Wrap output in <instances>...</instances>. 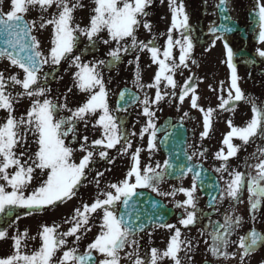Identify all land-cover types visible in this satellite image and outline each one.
Listing matches in <instances>:
<instances>
[{"label":"snow or ice","instance_id":"1","mask_svg":"<svg viewBox=\"0 0 264 264\" xmlns=\"http://www.w3.org/2000/svg\"><path fill=\"white\" fill-rule=\"evenodd\" d=\"M93 2L96 5L92 10L94 14L90 16L88 25L83 28L73 23L74 11L83 7L79 0H75V2L74 0H10V8L7 12L0 9V38H3L4 44L3 47H0V59H7L10 67L20 70L9 76L5 75L7 70H0V110L7 113V116L0 122V181H3L0 183V215H15L16 209L27 210L25 214L32 215L70 200L76 195V190L82 181L87 179L86 170H89L97 155L95 146L105 149L99 151L98 156L99 159L108 163L114 161L109 157L107 149H114L120 145L117 150L121 154H128L132 147L130 137L136 136L137 133L129 132L124 122L113 114L108 103V90L102 72L103 68L114 66L119 62L121 52L128 53L130 49L141 52L147 50L151 54L152 62L158 65V71L154 75L152 84L145 86L140 83L141 77L139 72L137 73V84L141 88L156 89L154 99L145 95L144 99L139 101L143 105L141 115L146 118V123L141 128L139 135L142 139L145 133H150L147 143L149 151L156 148L154 143L156 125L153 122L155 112L151 110L152 104L158 105L169 95H178V99L183 102L185 97L191 93V106L199 107L192 78L189 77L183 85L178 84L174 79V75L181 67L188 66L187 61L194 48L193 29L189 25V16L182 2L177 3V0H169L172 24L168 30L166 46L162 53L163 59L159 58L160 47L156 45L154 39L147 42L138 41L135 35L141 24L146 30L151 31L152 25L146 18L149 15L147 9L152 0H93ZM227 2L228 0H218L216 7L220 8L222 12H227ZM34 8H39L41 13L49 12L53 8L56 11L50 13V19H44L41 15V22L37 26L35 21H28L24 18L29 10ZM255 8L257 9L255 16L258 17L259 41L264 43V0H255ZM224 19L227 20L229 17L225 16ZM49 24L53 25L54 38L51 40L48 54L45 55L41 50L40 42L32 33L34 29L40 30ZM173 29L182 30L179 39H173ZM210 30L215 35L213 46L216 40H223L228 67L231 69V88L228 98H222L219 105L224 108L233 100L244 99L238 86L239 77L236 65L233 63V49L223 35H216L218 31L230 33L234 31V28L221 25L219 29L211 27ZM104 31L107 32L108 39L100 36ZM80 36L86 38L87 44L81 50V54H74ZM128 38L131 39V44L122 43ZM97 42L104 45L115 42L116 47L107 53L111 59L83 63L82 55L89 49L96 48ZM176 47H179L180 51L178 63L173 57V49ZM257 54L264 57V50L257 49ZM136 59L139 61V56ZM64 60L70 61V66L78 69L74 73V87L89 94L86 101L74 109L68 107L67 96L64 97L63 104L58 102L59 98L56 102L47 98L51 92L47 81L48 76L52 73H44L43 68L45 65L58 66ZM192 62L195 63V61ZM163 82H166L164 83L165 88L169 86L173 90L179 88V94L175 91L162 94L160 89ZM16 86H19L22 91H15L13 94L10 89H15ZM231 90H234V96ZM68 92L71 93L72 88H69ZM120 96L123 98L125 93L121 92ZM24 97L31 100L30 108L26 115L17 117L14 114V104ZM117 110L126 111V109H120L119 105ZM61 111H66L69 115L60 116ZM207 111L210 114L213 109ZM252 111V119L246 123L245 127H234L229 121L232 130L223 141L228 146L227 154L223 150L215 154V158L222 161L220 167L215 169L217 173L228 172L227 161L235 157L240 150V146L231 143L233 137L241 140L243 145H248L257 138L264 139V106H257L255 102H252ZM184 115L187 116L188 113H184ZM92 117H96L92 127L102 129L101 138L93 140L91 145H87L88 137L84 136L85 143L81 144L79 150L86 154L79 163H76L73 160L74 148L66 144V140L69 138L78 140V125L83 123L87 129ZM203 127L202 139L209 135L210 122L207 114L204 117ZM29 135L34 137L33 142L37 145V150L31 154H29L28 148ZM141 151L143 149L137 148L131 153L132 167L124 180L108 185L110 190L101 193L103 199L96 198L90 205L84 204L83 211L80 208L74 210L73 216L65 220V223L71 225L66 232L59 233L56 231V227L44 226L42 232L39 233L42 240L41 247L33 253L23 254L21 251L22 239L26 237V233L8 237L7 229H0V239L11 238L15 249L14 254L0 258V264H95L93 252L102 257L99 264H120V252L126 247L133 248V251L128 254L132 264H159L164 258L171 259L174 264H181V259L178 257V253L182 250L181 245H186L190 251L193 242L179 239L181 237L180 229L173 224L163 223L165 218L158 215L157 220L161 221L159 226L175 229L174 235L170 237L166 250L160 252L158 249L152 248L150 256L146 253L142 258L136 236L139 232L144 231L147 225L143 222L138 224L136 221L139 220V216L133 220L131 212L127 210L134 207V204L130 203L133 201V197L141 195L137 189L147 188L160 196H175L179 192L186 197L184 201L176 202V207L183 208L186 213L185 218H181L179 223L185 228L195 225L199 219L197 213L201 211L198 209L199 197L196 193L198 189L205 190L207 176L199 164L177 166L169 160H165L163 165L157 162L155 167L143 165L140 160ZM257 151L264 156V147ZM205 152L206 149L195 151L187 156V160L192 161L193 157L197 156L203 157ZM252 155L255 156L256 153ZM177 167L180 169L179 176L181 177L187 173L192 174L191 187H180L172 192H162L159 185L169 176H175ZM251 167L255 171L254 175H246L238 170L228 172L230 179L225 181L226 187L223 189H219L215 182L207 185V187L218 188L219 192L218 197L215 194H209V207H215L217 199L229 198L233 202H241V194L246 187L249 193L250 213L254 215L264 201V159H259V162ZM169 169L173 171L169 172ZM37 170L46 178L41 180L38 187L26 194ZM103 175V172L97 173L98 177ZM96 183L98 186L99 179L96 180ZM119 204L124 206V212H119ZM155 206L154 202L153 207ZM98 210L103 212L101 232L87 246L84 254H79L78 247L74 246L63 251L59 260L54 262L53 258L56 252L67 244V237H74L73 243L76 244L81 239V235L78 233H81L82 229L91 230L90 227L86 228L89 224L88 214L96 213ZM19 218L17 215L16 219ZM241 219L225 215L222 224L214 225L215 230L211 233L212 245L208 249L214 257H234L236 253H229L226 249L230 244H237L238 248L242 250L240 252L241 264H244L245 258L260 243L264 242V236L255 230L240 237L238 242L230 241L229 237L240 226ZM12 223L15 221L13 220ZM205 243L207 244V241Z\"/></svg>","mask_w":264,"mask_h":264},{"label":"flooded vegetation","instance_id":"2","mask_svg":"<svg viewBox=\"0 0 264 264\" xmlns=\"http://www.w3.org/2000/svg\"><path fill=\"white\" fill-rule=\"evenodd\" d=\"M167 4H163V1L152 0L150 7L147 9L149 15L146 18L148 22L152 25L151 31L146 30L142 24L136 30V37L138 41L147 42L149 40H155L157 46L160 47L161 54L164 51L167 41L168 30L172 24V11L169 8V0H166ZM182 2L185 7V11L189 16V25L192 27L193 32L192 36L194 38V48L192 50L191 56L187 61V67H181L180 70L174 75V79L178 84L183 85L189 77L192 78V82H199L195 73L192 72V67L194 64H199L201 61L204 64L205 57L204 54L215 51L218 53L221 49V53L225 54L227 57L226 49L224 47L223 40H216L215 45L213 46V40H215V35L211 32V27H216L218 29L220 24V15L218 13V0L215 3L208 5V0H177V3ZM215 4V5H214ZM227 8L230 14V19L237 24V27L234 31L230 33H223L218 31L216 35H223L224 38L228 41L230 47H232L234 52L233 63L236 67L243 68L245 75L247 76L248 81V94H247V106L248 110L246 112H240L236 110V104L241 103L240 101H232L229 105L224 108L219 107L221 104V99L217 97L215 99L216 106L212 107L209 105H203L198 94L197 103L198 108H193L191 106L190 95L186 96L183 102L178 99L177 96H166L167 101H169V111L166 114H161V110H164L163 103L165 100H162L158 105L152 104V111L155 112L153 122L156 127L161 123V121L168 115L174 118V122L180 120L189 130V137L187 141V150L190 154L195 151H204L206 149L205 155L203 157H193L194 161L200 163L208 169V172L216 180V184L219 189L226 187L225 181L229 180L230 177L228 172L233 170H238L242 173L255 174V171L252 165H255L259 162V159H264V156L261 155L257 149L264 147V139H254L248 145H243L242 141L236 137H233L231 143L235 146H240L235 157L230 158L227 161L228 172L223 174L217 173L215 169L220 167L222 161L215 158V154L221 150L227 154L228 146L223 143L228 133L231 132L232 128L229 126V121H231L232 126L234 127H245L246 123L251 120V102L257 104L256 95L251 94V83L256 85H264V57H260L257 54V49H261L259 46V26L258 19L255 16L257 9L255 8V0H228ZM143 19V18H142ZM180 31L173 29L172 36L173 39L180 38ZM141 37V38H140ZM127 40V39H126ZM124 43V42H123ZM112 47L106 48L108 52L110 49L116 47L115 42L111 43ZM103 48L101 49V51ZM106 51V52H107ZM103 52V51H102ZM141 52L139 50L133 51L129 50L128 53ZM143 52V51H142ZM141 52V53H142ZM121 54H124L121 52ZM179 47L173 49V57L176 59L177 63L179 62ZM206 56V55H205ZM221 58V56H220ZM224 57L222 56L221 61L223 62ZM192 61H195L193 63ZM200 61V62H196ZM221 62V64H222ZM190 70V71H189ZM189 71V72H188ZM53 72V71H52ZM44 73H47L46 71ZM201 73V71H200ZM51 79L53 76H50ZM216 80L218 82L219 88H223V79L222 77H216L213 79V82ZM252 81V82H251ZM253 84V85H254ZM161 93L169 92L165 90L161 85ZM175 91L179 94L180 89L177 88L173 90L171 88L170 92ZM169 92V93H170ZM156 93V91H155ZM155 93L153 97L155 98ZM113 94L108 93V103L110 108L113 110V114L120 118L125 124V127L129 132L135 131L140 133L142 127L146 123V118L141 115V112L136 110V106L140 100H143L145 95L140 94L139 100L125 108L124 110H117L115 103V97ZM226 99L228 95H225ZM264 98V96H263ZM264 100V99H263ZM184 101H188L186 104ZM264 103V101H263ZM180 106V108H179ZM143 108V105H142ZM203 109V111H201ZM205 109V110H204ZM208 109H213L209 114ZM184 113H188L187 116ZM208 115L210 122L209 135L206 138H201V133L204 131L203 122L205 115ZM60 116L69 115L66 111H61ZM218 123V125L216 124ZM78 135L79 139L69 138L66 140V144L74 148V151L80 149L81 144H84L83 137H88L87 145H91L92 135L88 131L84 130L81 125H78ZM131 139V137H130ZM135 144H139L140 139L138 136L132 139ZM123 143V142H122ZM86 145V146H87ZM120 146V145H119ZM256 153L255 156L252 154ZM81 158L73 157L74 162L79 163ZM94 162L90 165L89 170L87 171V179L83 180L81 185L76 190L77 197L83 193L84 186L87 184L97 185L96 180L99 179V185H104L108 188L109 184L115 183L112 179H107L108 177L103 175L98 177L97 175H89L91 171L98 170L99 172H104L110 163L104 161L93 160ZM127 168L125 167V170ZM128 170V169H127ZM91 177V178H89ZM199 184V183H198ZM212 184V182H205V190L200 191L198 189L196 195L199 197L197 201L198 211L197 215L199 219L195 225L188 226L187 228L180 225L179 220L185 218L186 213L183 208H177L176 202H182L186 199L183 193L177 192L175 196H160L153 192L155 195L161 197L164 202L173 208V215L166 222L167 224H173L176 228H179L181 231V240H191L193 242V247L189 251L186 245H181L182 250L180 253L183 254V260L181 264H202L207 262L208 264H241L240 261V252L241 249L238 248L237 244H230L226 249L229 253H236L234 257L224 258L223 256L214 257L211 252L208 250L212 245V236L211 233L214 232V225L217 223L222 224L224 222L225 215L232 217H240L241 224L233 234L229 237L230 241L238 242L239 238L248 234L251 230H255L264 236V201H262V206L258 211L253 215L250 213L249 205V193L245 187L244 191L241 194V202H233L229 198L223 200L217 199L215 207H209L210 202V193L219 196L218 188L207 187V185ZM192 185V174H187L182 178L176 180H164L159 188L162 192H172L174 189L180 187L190 188ZM147 189V188H146ZM150 190V189H149ZM151 191V190H150ZM86 193H88L86 191ZM80 202V200H79ZM92 200L90 199L89 193L83 204L80 203V209L83 211V205H90ZM121 204L118 205V210H120ZM98 210L96 213H91L89 215V220L93 215L99 213ZM7 219V215H0V220ZM89 225V224H88ZM158 232L156 237L157 243L155 246L161 248L164 245V241L169 236V232H175V229H168L161 226H156ZM153 227V228H156ZM150 230L139 232L136 236V239L139 241V252L141 257L147 253L150 256L151 249L154 248L151 243L153 239L149 237ZM207 241V244L205 243ZM133 251L132 247H126L120 252L121 264H132V260L128 258V254ZM262 259L260 260V258ZM264 242L260 243L257 248L245 258L244 264H264ZM190 258V259H189ZM260 260V261H256ZM174 264V263H173Z\"/></svg>","mask_w":264,"mask_h":264},{"label":"rangeland","instance_id":"3","mask_svg":"<svg viewBox=\"0 0 264 264\" xmlns=\"http://www.w3.org/2000/svg\"><path fill=\"white\" fill-rule=\"evenodd\" d=\"M160 1H163V4H167L166 0H160ZM215 1L216 0H208L209 7L210 4L215 3ZM79 2L83 4V7L77 8L74 11L73 23L74 25L78 24L81 28H83L86 25H88L90 16L94 14L92 10L95 8L96 5L94 4L93 0H79ZM0 8L4 12H7L10 8V0H0ZM55 11L56 9L53 8L50 9L49 12L41 13L39 8H34V9H30L27 15L31 17V21H35L36 25L39 26L41 22V15H43L44 19H50L51 18L50 13H54ZM53 33H54V28L53 25L51 24L47 25L43 29L33 30V35H35L38 41L40 42L41 50L44 52L45 55L48 54V50L51 47V40L54 38ZM103 35L105 36L104 39H108V34L106 31L100 34V36ZM124 43L131 44V39L128 38L126 41H124ZM86 44H87L86 38L80 36L79 43L77 47L74 49V53L76 52V54H81V50L84 49ZM259 45L264 48V43L260 42ZM109 46L112 47L111 44L104 45L102 43L97 42L96 48L89 49L87 52H85L82 55V62L88 63L90 61H98V60L107 61L108 51L104 49L109 48ZM102 48H103L102 50L103 52L101 51ZM263 48H261V50H264ZM120 56L121 58L119 61L121 63L118 64L117 62L116 64H114L113 67L110 68L105 67L102 69L103 76L106 81V87L108 93L113 94L119 85L127 83L138 88L142 94L147 95L150 99H154L153 95L156 91L154 90V88H149V87L141 88L137 84L138 72L141 77L140 83H142L145 86L154 83L155 73L153 72H155L156 64L152 62L150 58L151 54L147 50H145L142 53L141 52L125 53V54H120ZM137 56H139V61H137L136 59ZM220 56L221 58L223 56L221 53V49L218 53H216L215 51L206 53L203 55V57H205L204 64L201 61V63L194 64L192 67V72L193 74L195 73V76L199 81L194 83L192 82L195 85L196 94L199 95L203 105L208 104L209 108L210 106L212 107L216 106L215 99H217V97L226 99L225 95H228V92L231 88V84L229 83V85L227 86L225 81L226 77H228V74L231 73V69L228 67L226 63L223 64ZM196 62H200V61H196ZM55 69H58L55 72V77L53 76V78L51 79V77L48 76L47 86L51 89V92L48 94V99L57 101V98H59L58 102L60 104H63L64 97L67 96V104L69 108L74 109L82 105L88 98L89 94L86 92H81L77 87H74V73L77 72L78 69L70 66V61L64 60L58 66L45 65L43 68V72L46 71L47 73H50ZM0 70H7L5 71L6 76H9L11 74H16L20 71L15 67H10L9 61L7 59H0ZM245 74L246 73L244 72L243 68L241 67L237 68V75L239 77L238 86L240 87L244 95V99L241 100V103L236 104V108H235L240 112L242 110H244L245 112L248 110L247 101H246L248 94V81H247V76ZM220 76L224 79L222 90L219 88L218 82H216V80L213 82V79H216V77H220ZM164 83L166 82H163L161 84L162 87L164 89H169L170 92V86L165 88ZM253 84L254 83H251V94L256 95V100L258 101L256 105L264 106L263 103L264 85L261 86V85H256V84L253 85ZM69 88H72L71 93L68 92ZM10 90L13 91V94H15V91H22V89H20L19 86H16L15 89H10ZM189 95H191V93ZM164 100L165 101L162 102L164 106L163 107L164 110L163 109L161 110V114H166V112L169 111V101H167V98H165ZM184 102L186 104L188 101H184ZM30 104H31V100H29L27 97L20 99L19 102L14 104V108H15L14 114L17 117L26 115L27 110L30 108ZM135 108L137 111L141 112L142 104H138ZM251 110H252V104H251ZM252 113L253 111H251V119L253 116ZM6 116L7 113L4 110H0V122H2ZM92 120H94L93 123H95L96 117L91 118V121ZM216 124L218 125V123ZM95 129L101 130V128L99 127H95ZM136 136L140 137L139 134H137ZM149 138H150L149 134L143 135L141 141L143 140L144 142H147ZM33 141H34V137L29 135L28 136V148L30 150L29 154L34 153L37 150V145ZM147 154L148 152L142 151V155H143L142 158L144 160H147ZM110 155L113 156V153ZM123 156H124L123 158L126 159L125 157H127L128 155L124 154ZM160 158H161V154H160ZM92 175H94V172L92 173ZM43 178L46 177H43L42 174H40L39 171L37 170V173L35 174V178L33 179L29 189H27L26 194H28L36 187H38ZM107 179L113 180L112 175H110ZM0 183H3V181H0ZM101 188H102V192L110 190L106 186H103ZM8 190L10 191L11 189L9 188ZM87 197H88V193H86V188L84 186L83 193L80 194L76 200L75 197H73V200L72 199L66 200L63 203H60L59 206L57 207H49L47 210L35 212L32 215H26L24 214L25 212H19L18 214V216L20 217L19 219H16L17 215L14 216L7 215L8 220L7 219L0 220V229H7L8 237L16 236L18 233L19 234L26 233L27 234L26 237L22 239L21 251L23 254H31L41 247L42 240L39 233L42 232L43 227L44 226L56 227L57 232L59 233L66 232L71 225L65 223V220L70 219L73 216L74 202H75V207H77L78 205H80V203L83 204ZM2 216L4 217V215ZM97 218L98 219H96L94 226L92 224L93 227L91 228L90 231H86L82 229L81 233H78V235H81V239L77 244L78 246L74 245L73 243L75 239L74 237H67L66 238L67 244L65 246H62L56 252L53 261L55 262L59 260V258L63 254V251L68 250L71 247L74 246L78 247L79 252L86 250L87 246L90 243H92L95 240L96 236L101 232L100 225L102 224L103 221L99 218V216H97ZM13 220L15 221V223H12ZM172 235H174V233L170 231L168 239L164 241L163 247L158 248L160 252L166 250L167 245L170 241V237ZM33 237L35 239H32ZM13 243L14 242L11 238L0 239V258H6L14 254L15 249L13 247ZM178 257L181 260H183L182 258L183 256H181V254L179 253H178ZM101 258L102 257L99 256V260ZM261 259L262 257L260 258V260ZM260 260H256V261L258 262ZM173 263L174 262L169 258H164L162 261L159 262V264H173ZM97 264H99V261L97 262ZM120 264H121V260H120Z\"/></svg>","mask_w":264,"mask_h":264},{"label":"water","instance_id":"4","mask_svg":"<svg viewBox=\"0 0 264 264\" xmlns=\"http://www.w3.org/2000/svg\"><path fill=\"white\" fill-rule=\"evenodd\" d=\"M222 13L224 14V12ZM3 46V38H0V47ZM121 92L125 93L123 98L120 96ZM121 92L118 96L119 105H124L129 100V98L133 97L135 94L132 91L125 89L121 90ZM166 124H169V122L167 121ZM186 137L187 132L184 126L181 124H176L171 126L170 130L167 131L160 140V146L163 152L166 154L167 160L177 166L193 164L191 161L187 160L188 154L184 148ZM179 170V167L175 169L177 175L179 174ZM172 171V169H169V172ZM138 193L141 195L133 197V201L131 202L134 204L132 212L129 209L127 210L128 212H131V218L133 220H136V217L139 216V220L136 221L138 224L143 222L147 225L146 227H148L150 224L159 221L157 220L158 215H162L166 219L171 214V210L169 208L165 207L160 200L153 198V196H151L149 193L145 191ZM154 202L156 204L155 207H153Z\"/></svg>","mask_w":264,"mask_h":264}]
</instances>
